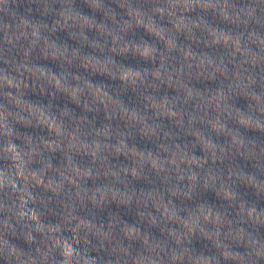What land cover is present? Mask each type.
<instances>
[{
	"label": "clouds",
	"instance_id": "clouds-1",
	"mask_svg": "<svg viewBox=\"0 0 264 264\" xmlns=\"http://www.w3.org/2000/svg\"><path fill=\"white\" fill-rule=\"evenodd\" d=\"M0 264H264V0H0Z\"/></svg>",
	"mask_w": 264,
	"mask_h": 264
}]
</instances>
